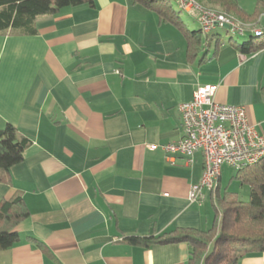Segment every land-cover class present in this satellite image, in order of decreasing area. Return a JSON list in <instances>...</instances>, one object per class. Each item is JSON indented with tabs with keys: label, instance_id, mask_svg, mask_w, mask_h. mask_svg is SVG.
I'll use <instances>...</instances> for the list:
<instances>
[{
	"label": "crops",
	"instance_id": "crops-1",
	"mask_svg": "<svg viewBox=\"0 0 264 264\" xmlns=\"http://www.w3.org/2000/svg\"><path fill=\"white\" fill-rule=\"evenodd\" d=\"M186 14L188 31L220 46L189 59L186 37L133 0H93L40 18L35 35L0 36V129L31 142L0 184V204L18 197L28 211L0 264H187L185 243L126 239L212 227L213 192L188 201L202 155L168 161L160 147L182 138L178 106L200 85L243 107L264 138V49L239 54ZM245 25L264 32V15ZM238 264H264V253Z\"/></svg>",
	"mask_w": 264,
	"mask_h": 264
},
{
	"label": "trees",
	"instance_id": "trees-1",
	"mask_svg": "<svg viewBox=\"0 0 264 264\" xmlns=\"http://www.w3.org/2000/svg\"><path fill=\"white\" fill-rule=\"evenodd\" d=\"M171 1L133 0V4L154 12L160 22L175 26L187 39L189 59H194L210 42L220 46V36L201 40L200 33L188 31L180 18L182 10H173ZM194 1L204 9L233 17L243 25L252 24L260 14L264 15V0H256L252 14L243 11L237 0ZM81 5L92 7L93 0H0V36L35 35V23L40 18ZM228 44L239 54L250 56L264 49V34L250 36L241 44L229 38ZM30 144L13 126L7 124L0 129V184L9 181V170L22 161L23 152ZM234 178L249 187V200L242 202L237 194H220L216 189L211 195L214 220L209 230H174L157 238L130 237L126 242L136 247L185 243L189 248L187 264H238L245 257L263 254L264 158L253 166L235 171ZM27 216L28 211L18 197L0 204V251L18 242V234L13 229Z\"/></svg>",
	"mask_w": 264,
	"mask_h": 264
},
{
	"label": "built area",
	"instance_id": "built-area-1",
	"mask_svg": "<svg viewBox=\"0 0 264 264\" xmlns=\"http://www.w3.org/2000/svg\"><path fill=\"white\" fill-rule=\"evenodd\" d=\"M181 10L198 20L202 34H209L216 28L232 34L243 35L247 25L233 17L207 10L194 0H172ZM254 36L264 32L253 30ZM216 88L200 85L192 93L190 101L178 106L182 121V138L161 146L168 161L183 157L190 163L196 153L203 159L202 174L198 184L191 186L188 201L197 202L202 191L214 192L218 187L222 167L234 171L253 166L264 158V138L248 124L243 107L220 105L214 101ZM157 146H150V150Z\"/></svg>",
	"mask_w": 264,
	"mask_h": 264
},
{
	"label": "rangeland",
	"instance_id": "rangeland-1",
	"mask_svg": "<svg viewBox=\"0 0 264 264\" xmlns=\"http://www.w3.org/2000/svg\"><path fill=\"white\" fill-rule=\"evenodd\" d=\"M243 7H245L248 10H254L255 5H256V0H238ZM171 6L173 10L178 11L177 5L171 1ZM216 12V11H215ZM181 19L188 24L192 29L197 28L196 23H194L189 16L181 11L179 12ZM250 30H254L253 28H249ZM219 33L225 41L228 40V38H232L236 43H243L249 39L250 36H254L247 32L245 35H237V34H232L230 32L225 31L224 29H217L216 31ZM250 34V35H249ZM262 36V35H261ZM235 171L229 167H222V176L221 180L219 183V193H235L237 194V197L240 201L242 202H247L249 200V194L250 190L248 186H242L235 178Z\"/></svg>",
	"mask_w": 264,
	"mask_h": 264
},
{
	"label": "water",
	"instance_id": "water-1",
	"mask_svg": "<svg viewBox=\"0 0 264 264\" xmlns=\"http://www.w3.org/2000/svg\"><path fill=\"white\" fill-rule=\"evenodd\" d=\"M225 29H227V27H225Z\"/></svg>",
	"mask_w": 264,
	"mask_h": 264
}]
</instances>
